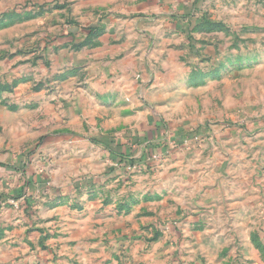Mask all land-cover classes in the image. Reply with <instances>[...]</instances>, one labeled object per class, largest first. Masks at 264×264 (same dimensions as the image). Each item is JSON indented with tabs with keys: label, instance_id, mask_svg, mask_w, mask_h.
Returning a JSON list of instances; mask_svg holds the SVG:
<instances>
[{
	"label": "rangeland",
	"instance_id": "374dc122",
	"mask_svg": "<svg viewBox=\"0 0 264 264\" xmlns=\"http://www.w3.org/2000/svg\"><path fill=\"white\" fill-rule=\"evenodd\" d=\"M182 1L160 0L169 11ZM106 6L0 0V264H25L29 218L48 231L30 232L28 264H85L82 250L65 256L70 211L90 219L80 241L121 223L119 264H264V0H193L196 21L154 44L146 76L107 103L83 87L87 70L51 68L50 51L61 28ZM165 177L183 188H164L167 203L132 224L125 216L148 198L135 190Z\"/></svg>",
	"mask_w": 264,
	"mask_h": 264
},
{
	"label": "crops",
	"instance_id": "0c3cea01",
	"mask_svg": "<svg viewBox=\"0 0 264 264\" xmlns=\"http://www.w3.org/2000/svg\"><path fill=\"white\" fill-rule=\"evenodd\" d=\"M192 2L193 0H183L177 5H173V11H169L161 4L160 0H125L124 3H118V0H106L109 5L106 6V12L109 14L100 17V20L90 18L87 21V24L91 25L89 27L95 28L91 33H87L82 29V27L88 25L80 23V27L70 25L63 31L61 28L59 32L61 34L54 36L53 40H56H54L53 46L50 48L52 53L51 68H54L58 73L63 70L76 68L80 71L87 70L88 80L83 84L86 91H90L96 97L103 98L106 103L112 101L116 98L117 91L118 93L128 92L125 88L130 86V80L138 74V70L143 71L141 73L143 77L146 76L145 72H148L152 66V61L148 59V55H151L152 51L150 48L154 44H162L166 35L172 34L173 37L183 36L182 30H185L187 22L196 21L198 16L196 13L197 9L195 6L192 8ZM177 47H179L178 49L181 48L180 46ZM174 51L177 53L178 50ZM72 78V76H69L64 81L66 82V89L68 86V89L72 88ZM141 126L135 128L133 132L144 129ZM150 138V134L144 136V140H149ZM102 142L100 140V143ZM104 143L114 147L110 139H105ZM2 176L4 177L3 173H0V181L3 178ZM30 176L31 178L34 177V182L37 183V188H39L41 186V177L38 174H31ZM36 177L39 179L36 180ZM162 181L163 184L161 186H156L155 184L152 189L135 190V194L143 193L148 198H146V201L136 199L138 202L137 207L125 216L132 220V224L135 221L139 223L141 221L146 222V217L144 218L141 214V212L145 211V207L150 208L153 205L167 203L168 199L172 197V192L165 193L164 188L169 189L170 185L177 186L180 189L183 188L182 185H177L175 178L165 177ZM156 191L164 193L162 198L157 201L154 200L155 202L148 200L149 197L158 196ZM135 194L132 193V196L134 195V198L138 197ZM36 221L38 220H30V218L26 220V224L23 227V237L19 240L21 247H24L25 255L22 261L25 264H28V261L32 259V256L26 257L28 249L31 245L39 242L38 238L35 239L30 235V232L37 233L38 230H47L44 225L41 227L36 226ZM88 221H90L88 217L79 218L77 211H70V218L66 222L68 225H72L73 228L71 233L68 234L70 236H68V239L70 238V240L65 246H71L72 251L66 247V258L73 260L71 258L74 257L72 252L82 250V257L86 259L85 264H119L121 260L120 244L124 241L123 239H118L119 237L122 238L123 235L122 231H120L123 229L121 223H109L112 227L111 229L107 228L106 231L110 230L108 232L111 233V237H102L103 231L100 230V232L94 231L99 234V238H96L95 241L91 240L93 235L89 234L86 236L84 233L80 241L76 232L79 231V227H86L84 223ZM130 233H133V231L128 234ZM45 243L50 244V252L58 247L50 240ZM129 250L125 251L124 254L126 256L134 255L135 251L129 253ZM37 255L38 261L43 254L38 253ZM6 257L5 261L11 260L10 256Z\"/></svg>",
	"mask_w": 264,
	"mask_h": 264
},
{
	"label": "trees",
	"instance_id": "16d2710c",
	"mask_svg": "<svg viewBox=\"0 0 264 264\" xmlns=\"http://www.w3.org/2000/svg\"><path fill=\"white\" fill-rule=\"evenodd\" d=\"M93 29H95V28L94 27H86L83 30L86 31L87 33H91Z\"/></svg>",
	"mask_w": 264,
	"mask_h": 264
}]
</instances>
